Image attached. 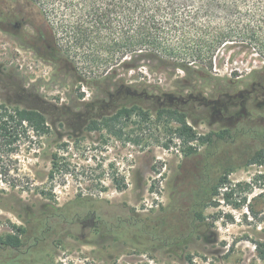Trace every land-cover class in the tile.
I'll return each mask as SVG.
<instances>
[{
	"label": "rangeland",
	"instance_id": "obj_1",
	"mask_svg": "<svg viewBox=\"0 0 264 264\" xmlns=\"http://www.w3.org/2000/svg\"><path fill=\"white\" fill-rule=\"evenodd\" d=\"M26 9L24 0H0V102L40 111L50 132L1 163L0 239L26 230L24 254L6 259L11 264H264V157L261 165L244 164L252 146L248 139L219 150V157L233 158L236 167L193 233L163 245L185 224L182 172L200 161L206 147L201 140L250 122L264 126V70L255 56L239 54L230 62L234 51L220 52L214 78L194 82L191 91L146 67L130 71L122 83L92 82L88 72L100 75L101 69L88 67L80 55L76 72L58 61L50 35L41 32L40 16ZM176 74L183 76L180 70ZM174 109L184 113L195 140L179 137L178 124L160 115ZM189 148L195 155L186 158ZM89 211L94 220L84 218ZM47 224L64 237L40 238Z\"/></svg>",
	"mask_w": 264,
	"mask_h": 264
},
{
	"label": "trees",
	"instance_id": "obj_2",
	"mask_svg": "<svg viewBox=\"0 0 264 264\" xmlns=\"http://www.w3.org/2000/svg\"><path fill=\"white\" fill-rule=\"evenodd\" d=\"M24 1L27 8L24 12L34 11L40 16L41 32L50 35L58 61L64 60L76 72L75 63L82 56L88 67L101 69L100 75L88 72L92 82L99 79L122 83L130 71L146 67L149 74L165 75L181 91H191L194 82L214 78L213 66L220 52L229 50L234 52L228 61L232 62L239 54L255 56L264 70V0ZM179 70L183 72L181 77L176 74ZM162 114L178 124L175 132L179 137L195 140L184 113L174 109L160 111ZM49 132L40 111L13 108L0 102V169L2 162L12 160L23 147L32 149L34 140ZM239 139L252 141L244 164H262L263 125L250 122L240 129H224L202 139L201 144L206 147L199 155L200 161L191 170L182 172L187 177L186 189L180 192L187 197L185 224L178 231L179 236L164 246L190 236L202 211L226 188L227 175L236 164L233 158L222 160L218 152ZM194 155V148L185 151L186 158ZM95 216L89 211L84 218L94 220ZM55 217L60 222L65 220L61 214ZM52 228L45 225L38 236L53 234L57 241L64 237L57 229L51 232ZM155 232L150 234L156 236ZM24 236L26 230L18 229L0 239V264H11L7 254L15 255L14 258L24 254L21 251L26 243Z\"/></svg>",
	"mask_w": 264,
	"mask_h": 264
},
{
	"label": "flooded vegetation",
	"instance_id": "obj_3",
	"mask_svg": "<svg viewBox=\"0 0 264 264\" xmlns=\"http://www.w3.org/2000/svg\"><path fill=\"white\" fill-rule=\"evenodd\" d=\"M14 45H17L16 43H14ZM17 46H19V45H17ZM20 47V46H19ZM21 48V47H20Z\"/></svg>",
	"mask_w": 264,
	"mask_h": 264
}]
</instances>
